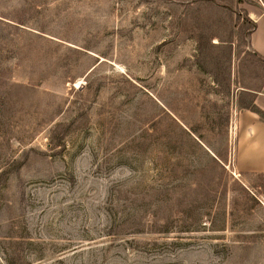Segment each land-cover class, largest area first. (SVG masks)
I'll return each instance as SVG.
<instances>
[{
  "label": "rangeland",
  "instance_id": "1",
  "mask_svg": "<svg viewBox=\"0 0 264 264\" xmlns=\"http://www.w3.org/2000/svg\"><path fill=\"white\" fill-rule=\"evenodd\" d=\"M257 1L0 0V264H264Z\"/></svg>",
  "mask_w": 264,
  "mask_h": 264
},
{
  "label": "crops",
  "instance_id": "2",
  "mask_svg": "<svg viewBox=\"0 0 264 264\" xmlns=\"http://www.w3.org/2000/svg\"><path fill=\"white\" fill-rule=\"evenodd\" d=\"M247 15L256 24V29L249 35L248 46L264 61V0H258ZM251 94L254 105L264 112V80L260 89ZM230 132L234 139L233 152L229 153L227 161H222L208 150L213 159L226 170L228 176H236L241 183L245 181L248 184L250 176H264V120L256 113L241 108L231 118Z\"/></svg>",
  "mask_w": 264,
  "mask_h": 264
},
{
  "label": "trees",
  "instance_id": "3",
  "mask_svg": "<svg viewBox=\"0 0 264 264\" xmlns=\"http://www.w3.org/2000/svg\"><path fill=\"white\" fill-rule=\"evenodd\" d=\"M242 3V2H240ZM248 17V16H247ZM247 19V18H246ZM248 21H250L251 25H252V29L250 31V34L256 29V24L254 22H252L249 18L247 19ZM242 109H247L253 113H256L262 120H264V112L261 111L260 109H258L255 105H254V101L252 99V102L249 106L247 107H243ZM217 156V155H216ZM218 157V156H217ZM219 158V157H218ZM215 160V159H214ZM216 161V160H215Z\"/></svg>",
  "mask_w": 264,
  "mask_h": 264
}]
</instances>
